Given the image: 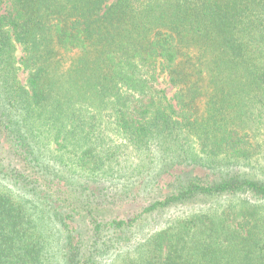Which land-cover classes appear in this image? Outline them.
Wrapping results in <instances>:
<instances>
[{
  "label": "trees",
  "instance_id": "16d2710c",
  "mask_svg": "<svg viewBox=\"0 0 264 264\" xmlns=\"http://www.w3.org/2000/svg\"><path fill=\"white\" fill-rule=\"evenodd\" d=\"M2 5L0 264H264V0Z\"/></svg>",
  "mask_w": 264,
  "mask_h": 264
},
{
  "label": "rangeland",
  "instance_id": "374dc122",
  "mask_svg": "<svg viewBox=\"0 0 264 264\" xmlns=\"http://www.w3.org/2000/svg\"><path fill=\"white\" fill-rule=\"evenodd\" d=\"M0 7L3 8V5L0 6ZM21 57H22V52H21V48L19 47L18 50H17V53H16V58L19 60ZM25 80H26V73L20 71L19 72V81L22 84H24ZM156 85H157L156 86L157 88L164 90L169 98L173 96L174 90L168 84L165 76H162L158 80V83ZM112 137H113V142L114 143H118L119 144V143L122 142V138H121L120 135L114 134ZM193 171H194L193 174H195L197 176L204 175V173L199 171L198 169H194ZM173 173H175V172H173ZM172 180H173V178L170 175L162 176V178H160V180L158 181V183L156 185H154V184H153L154 186L151 185L152 186V191L150 192V195L149 194L147 195V199L152 201L154 199H158L160 196L162 197V196L166 195L167 192H168V189H169L168 185H169V183ZM151 196H153L152 199L150 198ZM120 206H121V208L119 210H117L116 212L112 213V215H116L117 219H125V218H127V216L129 217V215H131L133 211L139 209L136 206V203L134 201H131V200H128L124 204H120ZM165 215H166V212H164L162 214H157L156 217H153V219H150L151 222H149V223H151V224L148 225V227H150L151 229L158 228L160 221L165 218Z\"/></svg>",
  "mask_w": 264,
  "mask_h": 264
}]
</instances>
